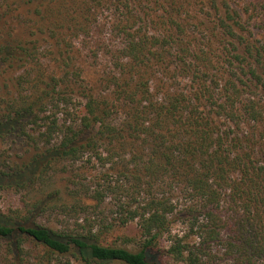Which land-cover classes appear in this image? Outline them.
<instances>
[{
  "label": "trees",
  "instance_id": "1",
  "mask_svg": "<svg viewBox=\"0 0 264 264\" xmlns=\"http://www.w3.org/2000/svg\"><path fill=\"white\" fill-rule=\"evenodd\" d=\"M252 4L245 18L212 0L206 29L187 0H0V64L24 68L0 138L21 128L35 148L0 189L43 194L0 211V264L28 242L48 255L32 264H264V0ZM106 8L123 47L93 83L73 41ZM46 209L66 226L34 222ZM131 222L140 237L106 240Z\"/></svg>",
  "mask_w": 264,
  "mask_h": 264
},
{
  "label": "rangeland",
  "instance_id": "2",
  "mask_svg": "<svg viewBox=\"0 0 264 264\" xmlns=\"http://www.w3.org/2000/svg\"><path fill=\"white\" fill-rule=\"evenodd\" d=\"M211 1L212 0H187L189 8L192 10V16L198 18L200 22H203V25L206 29H210L213 26L212 21L215 18L214 11L211 10ZM233 8L240 10L243 16L246 18L250 16V12L246 11L247 6H252V2L258 0H229ZM222 2V0H220ZM261 4H259L260 6ZM258 6V7H259ZM156 9L162 10V5H157ZM206 10L210 11V14H206ZM97 21L98 23H93V26L90 27L88 33L81 32L79 37L74 38V50L76 51L77 65L83 68V75L86 79L96 82H102V79L107 72L113 69L111 64L112 53L118 51L123 47V40L121 37L116 35L113 32L112 25V10H98L97 11ZM5 20V19H4ZM10 26L7 27L6 31H11V27L15 25L13 21L10 22ZM259 35H256V38H260V30H257ZM28 32L23 33V38H28ZM264 36V35H263ZM48 46V45H47ZM47 46H42L47 47ZM44 66L46 69H50V65L47 64L48 59L43 57ZM24 72V68L14 65L10 67L7 63L0 64V107H6V100L9 95H15L17 90V76L18 74ZM157 76L161 78V74L157 73ZM103 84V83H102ZM103 86V85H102ZM29 133H34L31 126L28 127ZM34 147L30 145L27 141V138L22 135L21 128L11 132L9 136L0 138V170H6L12 172L10 167H18L17 165H23V163L29 162L34 155ZM10 164V165H9ZM89 178H92L93 175L98 174L96 170L86 171ZM70 173L64 172L62 175H58V183L62 186H65L68 181V176ZM28 181V179H27ZM10 182L8 177L1 179L2 184H8ZM42 183V182H41ZM36 183L33 186L36 187L31 189L18 188V187H9L5 189H0V211L4 215L16 216L17 210L24 209L27 206L28 202H32V199H35L36 196L43 197V194L39 192L40 184ZM52 188H50L51 190ZM49 192V191H48ZM45 197V195H44ZM51 199V197H49ZM175 201L177 199L184 200L185 195L181 193L175 194ZM182 208V205H180ZM26 212V210H23ZM178 217H174L173 231L182 232L185 230L184 225L178 221ZM65 216L57 215L54 210L46 209L38 214V217L35 218L36 221L44 225L50 226L52 228H62L65 227L68 223V220ZM69 222H73L72 219ZM125 237H140V229L136 222H131L126 226L118 227L112 231V233L107 235L106 240L109 243L124 244ZM132 246V245H130ZM5 251H8V247L4 246ZM25 259L21 261L19 258L22 257L23 253L20 254L18 259L15 260L20 264H32L38 261V257H44V260L47 261L48 255H45V249L42 246H37L34 242H28L25 245ZM153 254V253H152ZM157 254V253H154ZM152 256H159L157 255ZM6 255V254H5ZM64 260V258H62ZM4 260L2 254L0 253V261ZM74 264H79L75 259H73Z\"/></svg>",
  "mask_w": 264,
  "mask_h": 264
}]
</instances>
